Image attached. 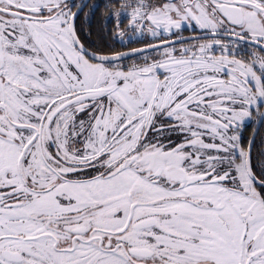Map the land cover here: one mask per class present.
Segmentation results:
<instances>
[{
  "label": "snow or ice",
  "instance_id": "obj_1",
  "mask_svg": "<svg viewBox=\"0 0 264 264\" xmlns=\"http://www.w3.org/2000/svg\"><path fill=\"white\" fill-rule=\"evenodd\" d=\"M0 264H264V0H0Z\"/></svg>",
  "mask_w": 264,
  "mask_h": 264
}]
</instances>
